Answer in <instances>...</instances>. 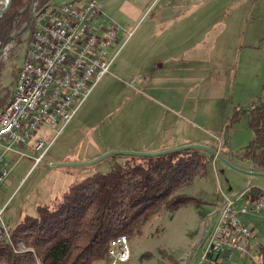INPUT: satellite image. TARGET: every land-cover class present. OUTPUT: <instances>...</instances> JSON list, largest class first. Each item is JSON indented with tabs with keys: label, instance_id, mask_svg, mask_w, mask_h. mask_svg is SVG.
I'll list each match as a JSON object with an SVG mask.
<instances>
[{
	"label": "rangeland",
	"instance_id": "374dc122",
	"mask_svg": "<svg viewBox=\"0 0 264 264\" xmlns=\"http://www.w3.org/2000/svg\"><path fill=\"white\" fill-rule=\"evenodd\" d=\"M64 1L82 0H56L46 6ZM97 1L121 27L107 50L106 58L117 53L109 72L68 123L40 125L25 143L10 149L0 145V171L7 170L0 184V218L10 231L8 243L15 252L30 249L11 238L10 229L23 217L36 216L38 206L53 207L70 185L110 170L115 162L124 163L130 158L128 152L213 143L211 150L220 154L246 145L252 136L245 110L262 94L264 0ZM43 7L33 3L32 22L33 12ZM32 30L33 24L22 36L28 39L15 50L10 43L1 51L0 99H8L14 89ZM234 108L239 109L240 120L227 131ZM166 119L179 125L163 131ZM39 138L48 149L36 159ZM102 155L106 156L90 163ZM72 162L82 164H61ZM250 170L254 171L252 166L234 168L213 155L207 174L195 176L176 192L197 202L151 216L138 234L127 237L130 258L116 264H205L201 257L226 194L239 195L234 208L247 211L238 214L239 222L255 238L246 253L232 250L224 262L253 264L251 256L257 258L256 249L264 243V204L257 208L264 200V176ZM253 185L262 188L249 198L246 194Z\"/></svg>",
	"mask_w": 264,
	"mask_h": 264
},
{
	"label": "trees",
	"instance_id": "16d2710c",
	"mask_svg": "<svg viewBox=\"0 0 264 264\" xmlns=\"http://www.w3.org/2000/svg\"><path fill=\"white\" fill-rule=\"evenodd\" d=\"M1 1V0H0ZM56 0H11L0 16V55L7 44L12 51L28 39L22 37L32 24L31 9ZM3 4H0L2 7ZM1 68V65H0ZM0 99V111L11 99ZM6 101V102H5ZM240 120L234 108L225 128L231 130ZM252 136L235 151L219 155L230 165L234 160L264 169V82L262 94L245 110ZM227 145V141L225 142ZM213 143L208 147L212 148ZM213 155L204 148H183L159 155H130L124 163L115 162L106 172H95L69 186L53 206H38L36 216L26 215L11 230L12 242L30 248L15 252L8 242H0V264H92L107 261L110 240L138 234L151 216L161 210L174 212L197 199L176 193L197 175L207 174ZM254 185L246 196L254 198ZM253 264H264V243L259 244Z\"/></svg>",
	"mask_w": 264,
	"mask_h": 264
},
{
	"label": "built area",
	"instance_id": "2783aa9c",
	"mask_svg": "<svg viewBox=\"0 0 264 264\" xmlns=\"http://www.w3.org/2000/svg\"><path fill=\"white\" fill-rule=\"evenodd\" d=\"M33 15V30L17 69L12 97L0 111V145L9 149L25 143L40 125L68 123L101 77L109 72L117 55L106 58L121 27L102 11V1H64L34 11ZM35 149L40 151L36 158L40 159L48 145L39 138ZM6 174V169L0 171V184ZM238 198L234 194L223 196L220 217L201 257L205 264H228L222 256L226 252H247L245 244L253 234L239 222L238 214L247 211L245 207L234 208ZM263 204L261 198L257 208ZM8 241L10 231L0 218V242ZM107 255L111 264L127 261L128 238L120 235L111 239Z\"/></svg>",
	"mask_w": 264,
	"mask_h": 264
},
{
	"label": "water",
	"instance_id": "95a60500",
	"mask_svg": "<svg viewBox=\"0 0 264 264\" xmlns=\"http://www.w3.org/2000/svg\"><path fill=\"white\" fill-rule=\"evenodd\" d=\"M10 5H11V0H4L3 7L0 8V16L3 15L5 12H7V10L10 8ZM189 147L207 149L212 155H215L218 159L223 160V158L219 154H217L215 151L211 150L210 148H208L206 146H203V145H195V144H185V145H181V146H178V147H173V148H170V149H165V150H161V151H157V152H151V153H149V152H147V153H142V152H128L127 154L143 155V156H145V155L146 156L147 155H149V156L152 155V156H154V155L164 154V153H168V152L180 150V149H183V148H189ZM110 153H112V152H110ZM110 153H107V154H110ZM106 155H102V156L98 157L97 159H94V160L90 161V163H93V162H95V161L103 158ZM225 163L227 165L231 166L226 161H225ZM61 164H63V165H72V164H82V163L72 162V163H61ZM256 174H258V173H256Z\"/></svg>",
	"mask_w": 264,
	"mask_h": 264
},
{
	"label": "crops",
	"instance_id": "0c3cea01",
	"mask_svg": "<svg viewBox=\"0 0 264 264\" xmlns=\"http://www.w3.org/2000/svg\"><path fill=\"white\" fill-rule=\"evenodd\" d=\"M179 125V122L178 121H176V122H173L172 120H169V119H166V120H164V128L165 129H163V131H166V130H168V129H173V128H176V126H178ZM189 141H191V140H188L187 141V143H189ZM181 145H183V144H181ZM172 147H176V146H172ZM223 151H225V150H223ZM230 151V150H229ZM225 161L226 160H222V162L223 163H225ZM234 162H235V164H236V166L235 165H231V166H233L234 168H238V169H243V167H244V169L246 168V169H249L250 168V166L251 165H248V164H246V163H244V162H242V161H239V160H234ZM226 164V163H225ZM227 165V164H226ZM254 171H261L260 173H258V174H256ZM254 171H252V173L254 174V175H263L264 176V169H258V170H256V169H254ZM249 173V172H248ZM251 174V173H250ZM257 187L258 188H262L260 185H257ZM262 189H264V188H262ZM254 238L255 237H253L252 239H249V240H247L246 241V247L248 246V245H250V246H252V245H254ZM256 251H257V249H256ZM231 252V251H230ZM230 252H226L225 254H224V260L226 261V262H228V260H229V257H230ZM251 253H253V252H251ZM253 254H255V253H253Z\"/></svg>",
	"mask_w": 264,
	"mask_h": 264
}]
</instances>
